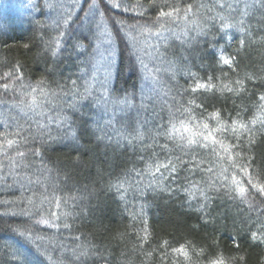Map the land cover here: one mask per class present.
<instances>
[{
  "label": "trees",
  "instance_id": "obj_1",
  "mask_svg": "<svg viewBox=\"0 0 264 264\" xmlns=\"http://www.w3.org/2000/svg\"><path fill=\"white\" fill-rule=\"evenodd\" d=\"M61 1L0 0V24L7 26V31L0 33V76L19 61L24 66L26 83L30 81L35 85L37 81L44 80L47 88L57 92L61 88L70 89L72 80L77 81L81 93L86 82L89 87L95 88L93 98L82 109L90 117L84 118L83 128L80 127V113L74 115L66 103H54L49 109L54 118L63 111V114L76 121L74 129H79L78 143L74 144L70 138H64V129H57L53 125L51 134L61 139L45 147H41L42 140L36 132V121L46 123L47 116H24L15 109L10 110L7 104L14 102L13 94L9 92L5 95L0 91V100L7 102L0 107V111L18 120L22 127H30L32 132H25L26 136H36L35 143L30 139L27 147L14 146L8 151V156L41 148L44 152L43 164L50 170L39 176L35 167L21 168L18 172L10 173L8 159L0 151V164L3 165L0 167V264H209L211 259L217 257L223 258L226 264H264V244H254L251 241L245 223L249 217L255 220L260 215L259 208H264V203L258 197H250L247 203H242L239 200L232 201L220 193L219 198L213 201L211 215L208 217L210 222L204 224L197 219V213L189 212L186 205L181 206L187 200L182 192L172 199L167 194L153 199L150 194L148 201L151 207L145 209V216L141 217L139 212L143 201L137 198L138 194L132 188L125 193L124 200H117L114 190L108 188L110 180L123 171L145 167L140 162V157L151 155L142 150V143H152L151 137L155 134L153 110L160 113L161 108H164L163 115L167 119L166 105L172 104L173 98L181 101V104L176 105L181 108H189L188 102L193 101L191 111L195 117L192 123L194 131H199L195 127L196 123L202 122H208L210 128L214 129L216 122L207 117L216 110H220L219 119L227 121L229 125L232 120L247 123L260 114L258 97L264 93V8L257 4L249 9V16L245 17V25L251 32V37H241L239 32L230 31L228 35L232 36V40L229 42L219 39L216 45L217 49L223 46L226 56H236L240 40H245L244 48L236 57L238 66L235 71L228 66L217 65L215 58L209 54L211 49L208 48V43L211 38L220 36L217 26H212L208 32V41L205 42L203 38L200 40L202 48L194 46L190 52L186 47L181 48L178 41L172 43L167 59L176 62L178 70L174 79L170 73L165 72H160L157 76L159 83L145 79L143 69L131 71L129 56L135 53L141 57L149 70L161 67L155 58V49L151 47L157 44V40L148 33L140 36L139 30L133 32L132 36L137 37L136 42L133 44L132 39L127 38L132 48L125 47L123 43L116 48L120 73L116 78V89L105 94L111 101L105 105V100L100 95L103 93L100 85L106 79L104 48L92 32L73 25L69 30L70 38L65 37L62 42L64 51L57 56H53L51 52L44 55L39 37L44 35L48 39L49 36L58 35L52 27L53 22L68 11L67 6L73 3V0ZM152 2L153 0H123L124 5L131 7L142 4L145 9ZM168 2L180 4L181 7L187 3L213 6V0ZM247 2L252 3L253 0ZM61 4L64 5L63 8L59 7ZM239 9L240 11L232 14L233 22L241 18L243 0ZM215 10L221 11L219 8ZM41 11L44 14L38 15ZM115 14L128 23L146 24L155 19L156 9L146 10L143 18L138 12L125 13L118 10ZM222 14L228 13L224 11ZM36 20L41 22L46 32L40 31ZM85 36L88 40L83 39ZM113 39L115 41V37ZM77 42L83 44L84 48H74L73 45ZM25 44L41 46L32 47L29 51L23 47ZM141 44L145 47L142 50L139 48ZM53 67L55 71L49 75L48 70ZM188 70L197 73L202 80L213 77L215 89L177 96L180 89H186L192 83L183 74ZM245 74L252 79L245 80ZM113 77L115 78L114 70ZM236 80H244V90L239 93L228 92L225 86L238 87L233 83ZM221 88L225 90L221 91ZM125 92L129 94L131 106L124 107V111L120 112L121 105H116V122L112 127H105L113 112L112 102L123 100ZM201 104L203 109L197 107ZM89 105L93 107L90 109ZM181 118L188 117L177 119ZM145 119L149 122L143 128V142L133 141V146H128L123 141L117 142L113 128L135 136L137 120ZM3 131L0 128V132ZM107 136L112 137L111 142L103 138ZM217 138L226 145L239 144L236 151L241 152L243 157H252L250 171L253 176L264 171V129L259 125L251 134L241 133L238 140L231 131L227 136ZM9 139L15 137L10 136ZM47 139L45 134L43 140ZM74 147L79 150L73 151ZM208 156L209 153L205 150L200 152L198 158ZM25 163L39 166L41 161L26 155ZM25 177L31 178L32 184ZM38 178L43 181L39 186L35 184ZM206 178L201 175L195 177L198 181ZM149 179L145 175L144 183ZM53 213L58 218H54ZM65 213L70 215L66 217ZM41 218L58 224L59 228L37 223ZM145 220L146 240L143 239L146 234ZM65 224L68 225L67 228L64 227ZM21 232L25 235L22 236ZM29 235L31 240L27 239ZM181 245L185 247L187 258L183 253L173 252V249H179ZM49 256L51 260L48 259ZM241 256L243 260H240Z\"/></svg>",
  "mask_w": 264,
  "mask_h": 264
},
{
  "label": "snow or ice",
  "instance_id": "obj_2",
  "mask_svg": "<svg viewBox=\"0 0 264 264\" xmlns=\"http://www.w3.org/2000/svg\"><path fill=\"white\" fill-rule=\"evenodd\" d=\"M243 2L244 9L241 11V18L233 22L232 14L240 11L239 5L241 0H223V2L213 0L212 7H209L207 4L197 3H187L181 7L180 4H172L168 0H159V2L153 0L148 5V9H145L142 4L129 7L123 4V0H73V3L67 6L69 10L61 14L53 22L52 27L58 35L49 36L48 39H45L44 35H41L39 40L41 45H43L45 56L49 52L53 56H57L64 51L62 42L65 37L70 38L69 30L72 29L73 25L92 32L96 40L104 48L106 79L100 85L103 89V93L100 95L105 100V105H107L111 101L105 94H110L116 89V78L119 77L120 73V60L118 59L119 54L116 52V48L119 47L120 43H123L125 47L132 48L127 38L130 37L134 44L137 37L132 36V33L138 30L140 36L148 33L150 37L157 40V44L151 47L155 49V58L158 59L161 65V67L149 70L141 57L135 53L130 54L131 71L135 72L143 69L145 79H152L154 82L159 83L157 76L160 72L170 73L171 78L174 79L178 70L176 62L167 59V53L172 43L178 41L181 48L186 47L190 52L194 46L202 48L200 40L203 38L205 42L208 41V32L212 26H217L220 36L211 38V42L208 43V48L211 49L209 54L215 58L217 65L228 66L235 71L238 66L236 57L240 55V50L244 48L245 40L243 38L240 40L236 56H226L223 46L217 49L216 45L219 39H225L230 42L232 40V36L228 35L230 31L239 32L241 37H251V32L245 25V17L249 16V9L254 8L257 4L261 8H264V0H253L252 3L243 0ZM54 6L56 5H49V7ZM59 7L63 8L64 5L61 4ZM216 8L221 9V11L217 12ZM151 9H156V17L146 24L139 22L128 23L126 19L115 14L118 10L125 13L138 12L141 18H143V13ZM73 10L75 11L73 12ZM224 11H227L228 14H222ZM43 14L42 11L38 13V15ZM131 19H135V17H131ZM93 22H95L94 27ZM35 23L40 31L46 32V29L41 25L39 20H36ZM6 31L7 26L0 24V33ZM83 39L88 40V37L85 36ZM41 45L33 44L30 46L29 44H25L23 47L31 51L32 47H40ZM88 46L91 47V44ZM73 47L79 49L84 48V45L77 42ZM161 48H163V51H160ZM23 67V64L17 61L11 65L9 71L4 72L0 76V91L5 95L11 92L14 97L12 104H7L6 101L0 100V107L7 104L10 110L15 109L24 116H47L46 123H42L39 120L36 121V132L42 140L41 147H45L61 139V137L51 134L53 125L57 129H64V138H70L74 144L78 143L79 129H74L76 121L63 114V111L54 118L51 116L49 109L54 103H66L68 109L74 115L80 113L82 119L80 127L83 128L85 126L84 118L90 119V117L82 109L85 103L93 98L92 94L95 88L89 87L86 82L84 91L81 93L77 87V81L72 80V87L70 89L61 88L57 92L56 90L47 88L44 80L37 81L35 85L30 81L26 83ZM113 70L115 78L113 77ZM54 71L55 67L48 70L49 75ZM183 74L192 83L188 88L180 89L177 92V96L182 97L189 93L194 94L215 89V85L212 84L213 77L211 76L207 80H202L197 73L190 70L185 71ZM237 74L239 75V73ZM93 79L95 80V77ZM244 79H252V77L245 74ZM233 83L238 85V87L225 86L228 92L239 93L244 90V80H236ZM225 88H221L220 90L224 91ZM128 95L125 92L123 100L112 102L113 112L111 118L106 121L105 127H112L116 122V105H121L119 108L120 112L124 111V107L131 106ZM258 99L260 101V114L251 121L244 123L239 120H232L231 125H229L227 121L222 122L219 119L220 110H216L207 117L208 120L216 122V127L211 129L208 122L196 123L195 127L199 131H194L192 126L195 120L191 111L193 101L188 102L189 108H181L176 107V105L181 104V101L173 98L172 104L166 105L168 108L167 119L163 115L164 108H161L160 113H156L153 110L152 121L155 123V134L151 137L152 143L147 145L142 143V150L146 153L150 152L151 155L140 157V162L144 163L145 167L142 169H129L123 171L120 175H116L108 184L109 190H114L117 200H124L125 193L128 192L129 188H132L138 194L137 198L143 201L140 204L139 215L141 217L145 216V209L151 207V203L148 201L150 194L153 196V199L159 198L163 194H167L169 199H172L182 192L187 196V200L182 202L181 206L186 205L189 212L197 213V219L204 224L210 222L208 217L211 215L213 201L219 198L220 193H223L232 201L239 200L242 203H247L250 197L252 199L258 197L261 203H264V171L257 172L253 176L250 171L252 169V157H243L241 152L236 151L240 147L239 144L226 145L222 140L217 138L221 135L227 136L229 131H231L238 140L241 133H253L257 125L261 129H264V93H261ZM92 107V105H89L90 109ZM197 107L203 109V104ZM105 112L107 113V109H105ZM185 116L188 118L177 119L178 117ZM148 122L147 119L144 121L137 120L135 136H131L126 131L113 128L117 142H126L128 146H133V141L143 142L145 139L143 128ZM93 123L98 122L93 121ZM0 128L4 129L3 132H0V151L8 159L10 173L13 171L18 172L21 168L32 167L37 169L36 174L38 176L43 175L45 171H50L43 164L44 152L41 151V148L31 149L28 153L17 152L13 157L8 156V151L14 146L17 148L27 147L30 139L32 143L36 142V136L25 135V132H32L30 127H22L18 120L0 111ZM45 134L48 137L46 141L43 140ZM10 136L15 137V139H9ZM103 138H106L109 142L112 141L111 136ZM161 140L165 142L160 143L159 141ZM249 140L251 142V136ZM170 144L172 147H169ZM78 150V147L73 148V151ZM205 150L209 153V156L198 158L200 152ZM26 155L40 159L41 164L39 166L26 164ZM186 157L187 159H185ZM212 157L216 159L213 160ZM217 161H224L225 163H217ZM0 167H3V165L0 164ZM145 175L150 177L147 183H144L143 180ZM197 175L207 178L198 181L195 179ZM133 176L135 179H132ZM241 177L244 179H241ZM25 178L29 184H32L31 178ZM42 183L43 181L39 178L35 181L37 186ZM133 185H135L134 188ZM212 193H216L217 195L213 196ZM251 207L252 205H250V211ZM259 213L260 215L255 220L249 217L245 221L248 226L250 239L254 244H264V218H261L264 216V208H259ZM52 215L54 218H58L55 213ZM68 215L70 213H65L66 217ZM133 218L135 219V217ZM37 223L59 228L58 224L44 218H41ZM64 227L67 228L68 225L65 224ZM144 231L146 234L143 239L146 240V220ZM21 235L23 236L25 233L21 232ZM27 239L31 240L32 237L29 235ZM173 252L183 253L185 258H187L184 245H181L179 249H173ZM48 259L51 260V256ZM240 260H243V256L240 257ZM209 264H226V261L223 258L217 257L211 259Z\"/></svg>",
  "mask_w": 264,
  "mask_h": 264
},
{
  "label": "rangeland",
  "instance_id": "obj_3",
  "mask_svg": "<svg viewBox=\"0 0 264 264\" xmlns=\"http://www.w3.org/2000/svg\"><path fill=\"white\" fill-rule=\"evenodd\" d=\"M59 2H62V1L59 0ZM139 48H140L141 50H142L143 48H145V47H144V44H143V45L141 44ZM144 50H145V49H144ZM96 82H97V81H96Z\"/></svg>",
  "mask_w": 264,
  "mask_h": 264
}]
</instances>
